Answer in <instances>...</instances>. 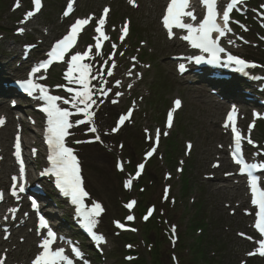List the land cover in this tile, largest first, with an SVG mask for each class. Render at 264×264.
I'll return each mask as SVG.
<instances>
[{
    "label": "snow or ice",
    "instance_id": "snow-or-ice-1",
    "mask_svg": "<svg viewBox=\"0 0 264 264\" xmlns=\"http://www.w3.org/2000/svg\"><path fill=\"white\" fill-rule=\"evenodd\" d=\"M134 0H129V3H133ZM201 3L206 7V15L202 19H198L194 14L193 10L186 11L190 7V0H170L167 5L166 13L162 17V26L167 30L169 39H172L176 34L173 29L186 30L187 34L182 35L178 38L187 41L190 46L194 49H198L201 54L188 57L189 60L194 61L196 64L208 63V64H220L223 59V64L225 67L235 65L236 70L240 72H245L246 69L258 66L254 62L245 61L243 58L231 54L227 49L221 46V39L226 37L228 33L232 32L230 27V18L234 10H243L241 7L244 4V0H228V2L223 6L222 13L219 11L220 0H201ZM34 11H28L25 13L24 20L21 23H26L30 18L34 17L42 8V0H33ZM17 3L16 7H19ZM264 9V5H261ZM74 10V0H69L66 10L63 13L64 17H69ZM110 9L105 7L103 9L102 15L95 20L97 27L95 32L99 35L94 37L97 41L95 48L96 51L93 53L92 46H88L87 50L80 52L75 50L77 48L78 37L81 32L85 30L94 19L92 15L86 18H77L74 23L69 26V31L58 41L55 42L54 46L46 53L47 59L38 62L30 70L29 77L23 81H18L20 88L30 97L35 96L38 102H40V110L46 116V134L45 142L48 146L47 160L49 162V167H47L40 175L54 177V185L59 190V192L66 198L70 199L72 205L75 206L76 213L82 218L81 222L84 229L90 235L91 239L98 245L106 243V238L103 234H99L96 231L97 225L99 223L98 217L105 211L101 203L97 201L91 202V207L85 205V199L89 197V192L85 189V181L82 176V169L80 160L75 153V150L70 146V143H82L83 141L75 140L70 141L69 137L73 135L70 131L74 126L83 125L89 123L94 125L95 113L92 110L93 105L97 103V100L93 97L97 94L107 95L111 91L110 88L103 87L106 83L104 76H112L114 73L112 68H114L115 61H112L111 66L105 72L104 65L108 64V61H104L100 69L93 73V64L90 62H85L86 58L95 59L97 56H102L100 52L101 38L108 40V36L105 35L104 26L109 17ZM260 15L264 17V12ZM185 17H189L191 22H186ZM222 21V24L218 21ZM236 23H239L238 21ZM244 30H247L246 26L241 25ZM19 32L23 33L24 29H18ZM122 35L120 37L121 42H123L125 36L128 34V22L120 29ZM216 34V35H214ZM229 43H234V41L229 40ZM113 53L109 56V60L112 59V55L115 54L117 45L112 44ZM90 54H92L90 56ZM221 54H224L222 58ZM123 55V53H120ZM67 57V59H66ZM135 60V57L132 58ZM56 61H62L67 65V70L65 73V80L68 81V85H57V88H64L70 96L68 98L62 97L60 95L50 94L49 88L43 83H39V80L46 79L44 73H46L49 67ZM179 69L181 72L185 70V65L180 64ZM37 74H40L37 76ZM128 75H132L131 69ZM139 75V74H137ZM35 77V79H34ZM98 79L100 82V87L97 89L90 87L92 80ZM76 85L78 87H73ZM116 86H121L120 81H116ZM131 87V85H129ZM123 93L116 92L115 96H122ZM113 104L117 103L116 100L111 101ZM15 103V102H13ZM71 105L65 107V105ZM175 107L169 111L167 117V127L171 128L173 126V112L175 109L181 107V101L179 99L174 101ZM81 114L83 119L80 118ZM236 115L237 108L233 106L228 112L226 117L225 127H231L234 136V149L232 156L234 162L240 166L239 173L241 175H246L248 178V185L251 191V203L257 208L255 212V224L254 227L258 230L259 234L264 237V180H262L261 175L257 173H264V162H246L245 157L242 152V146L244 139H247L248 144H253L251 138H245L242 136L241 132L236 127ZM259 115V114H256ZM132 116V110L130 109L127 114L121 115L117 127L113 128L112 131L116 132L119 127L129 120ZM6 123L5 118L0 117V126ZM252 126L249 127V132ZM90 131L96 132L95 126L91 127ZM147 133V129H145ZM160 130L157 129L156 132V143L158 144L160 139ZM164 136L168 135V132L163 133ZM150 138V137H149ZM96 139L99 140L100 137L97 135ZM191 148V145L188 146ZM15 152L14 156L19 164L18 176L14 175L12 179V185L9 189V194L18 198L20 193H24L26 190V166L25 161L22 158V141L19 134L16 136L14 144ZM156 151V146L152 148L151 151L146 153V157H151ZM264 153H257L256 155H262ZM33 155H36V150H33ZM218 166V165H214ZM120 170L123 171V166L118 165ZM145 167L144 163L138 165L137 176L140 175V170ZM228 175H231L230 173ZM132 186V180L129 179L125 183L126 188ZM167 193V188H166ZM166 198V197H165ZM5 201V193L0 190V202ZM136 204L133 200L125 205L126 208L132 209ZM33 209H37V202H32ZM18 211L16 208L10 209L12 213V218H15V213ZM154 211V208H150L148 214L144 217L145 220ZM251 214V213H249ZM27 215V214H25ZM4 219H8L5 216ZM128 221L134 220L133 215L127 217ZM117 228L124 229L125 225L120 222H114ZM42 230H46V233ZM136 231V229H131ZM173 234H175V226L172 228ZM38 235H41L42 239L38 247L41 251L36 255L32 264H77L78 261H82V264H89V262L84 259V253L78 244L68 241L70 244V251L65 247L56 246L59 238L55 231L51 228L47 220L41 216L39 219V229ZM239 235L244 236V233ZM7 238V237H5ZM251 240L252 237H246ZM258 247L253 251L247 253L249 256L259 255L264 257V239H260L258 242ZM128 247H131L129 245ZM128 259H131L129 257ZM0 264H6V256L0 258Z\"/></svg>",
    "mask_w": 264,
    "mask_h": 264
},
{
    "label": "rangeland",
    "instance_id": "rangeland-1",
    "mask_svg": "<svg viewBox=\"0 0 264 264\" xmlns=\"http://www.w3.org/2000/svg\"><path fill=\"white\" fill-rule=\"evenodd\" d=\"M140 31L144 36L149 37L153 31H157V28L153 24L149 26L148 30H146V28L142 26V28H140ZM154 41L160 47L164 45V43H162L161 37H158ZM169 52L171 51H168L167 49H162L157 51L158 57H160L158 62L162 63V69L164 70V73L165 70L167 71V68H170V66L168 65L169 62L167 61L168 58L167 54ZM164 61H166L167 63ZM164 77L165 75L160 70H158V81L162 82L165 79ZM168 77L170 81L173 79L171 76ZM186 97L189 102V106L183 117L184 123L185 125H187L186 127L189 132L194 131L196 127H198V129H201L203 140L200 145V151L198 152V155L189 164V166L193 167V169L191 168L189 170V172H191L189 180H191L193 183L190 186L189 193L187 197L184 198V200L187 201V199H189L190 197L196 198L197 195L198 197L200 196V201H201L200 205L203 206L204 208L206 206L208 210H211V207L214 206V209H212V219H213L212 227L211 228L208 227L210 228V230L206 228V230H209L208 232L209 238L215 242V243L212 242L214 245L217 242H222L228 248L226 249V252L223 253L226 255L225 259L223 260L224 264H236V262L238 261V259H236L238 257L237 252L243 251L245 249V246L243 244V241H241L237 236H235L233 229L225 228L228 225H231L232 221L237 219V217L234 218L229 216L226 212H224V209L222 207L223 201L227 200L230 197L231 192L225 193V191L218 190L216 188L217 184L215 186L214 184L203 183L199 180V177H201V173L208 170V169L204 170V168L207 166V163L204 160H202V158H204L206 155L204 154V150L201 147L202 146L208 147L209 145L212 144L211 142H208L206 140L208 131L212 129V126H210L208 123L209 120L208 118L210 117L212 112H208L210 111V108L208 106H204L201 104V101L197 97L196 93L193 99L191 97L188 98V96ZM206 127L209 128L206 129ZM213 147L214 144H212V148ZM114 185H115V177L113 176V174H111L106 179L103 178L102 191H106L108 187H114ZM202 185L204 187L203 193L201 191H198V189L202 190ZM114 192L115 190H113V193ZM234 223L237 224L235 221ZM233 228H234V224H233Z\"/></svg>",
    "mask_w": 264,
    "mask_h": 264
}]
</instances>
